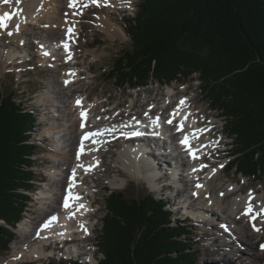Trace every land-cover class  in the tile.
<instances>
[{
    "label": "trees",
    "instance_id": "1",
    "mask_svg": "<svg viewBox=\"0 0 264 264\" xmlns=\"http://www.w3.org/2000/svg\"><path fill=\"white\" fill-rule=\"evenodd\" d=\"M123 24L132 48L108 78L138 88L197 75L234 140L229 169L264 181V0H144ZM15 96L0 83V256L10 251L36 181L37 116ZM106 209L97 264L197 263L200 252L186 243L192 230L173 224L166 202L109 190Z\"/></svg>",
    "mask_w": 264,
    "mask_h": 264
},
{
    "label": "bare ground",
    "instance_id": "2",
    "mask_svg": "<svg viewBox=\"0 0 264 264\" xmlns=\"http://www.w3.org/2000/svg\"><path fill=\"white\" fill-rule=\"evenodd\" d=\"M81 1L82 0H78V2ZM84 1L91 3V0ZM59 3V0H21L20 3H16V0H14L11 3L7 4L0 2V16H3L8 11L11 13V18L6 22V28H8L9 26L14 28V32L12 34L14 35L15 33L18 34L22 32L23 26L28 25L29 22L30 24L41 26L43 24L42 21L46 20L47 23L50 24V26H54L56 23L55 21H58L60 19V16L58 15V8L60 7ZM77 5L78 4H76L74 7H76ZM93 6H95V8L97 7L101 9L117 7L119 10H133V4L131 3V7H128L125 5L124 0H108L107 5H105L103 3V0H101L99 5L94 4ZM16 8H18L19 12L15 14ZM68 9L70 11L73 10L72 7H68ZM70 20L71 19H64V21H62L61 25L62 27H65L66 32H68L70 26H73L72 24H70ZM98 25L101 26L107 38L115 39V37H119L120 33H122V36L124 35V32L120 28V26L116 24H110L109 21L102 20ZM6 28H0V37L4 36V31ZM75 29L76 31H73L76 33V35H73L77 36V34H80L79 32L81 30L80 24L75 25ZM70 37L71 36H64L63 40L61 39L57 41V43L52 42L51 46L49 47L48 44H42L43 49L40 53L42 55V62L45 64H52L53 62L55 66L63 64H69L68 66H72V63H68V58H65L66 54L68 55L69 53L66 50L63 51L64 44L66 43L68 45L67 39H70ZM71 44L72 47H75V44L73 42ZM10 50L11 49H7V52H5L6 50H0V67L3 62L6 61V57L17 56V52L11 50L13 51V53H11ZM45 53H48V55H45ZM97 57L98 56H92V61H95ZM11 61L12 60H9L8 63H10ZM50 67L53 68V66ZM70 69H74L73 76H68L66 73ZM81 71L82 68L80 70L79 67L66 68L64 71L65 76L62 81H71L70 83H67V85H69L70 87L65 88L62 82L61 87L58 89V91H56V94L60 96L57 98L61 101L62 104H60L62 106H60L59 103H56V105H54V107H56V109H54V112L56 114H60L59 116L55 115V117H52V119L55 121L54 125H52L51 128H47L45 132L48 135L53 134L55 130L62 133V135L60 133H57L60 136V142H58L60 144H58V146H56L50 152L51 157H53L56 161L53 165V168L49 170L48 176L51 177V179L47 184H45V187H43L42 191L35 195L37 196L35 197V199H39L41 202V204L39 202L41 206L38 208V210L40 211L38 217L39 220L35 223L30 219L23 218L20 224H18L16 228V234L19 237L20 241L14 243L18 244V246L14 244L13 246L14 250L20 252V254L13 255L12 259H10V262H7L8 264H12L13 262L19 263L22 261H26L29 258H32V261L46 259L52 254V251L46 249V245H49V243H51L52 249L57 248V244L55 242L59 241V239H80L83 244H86V242H91L90 240H92L91 237L83 239L85 238L83 236V234H85L83 230L79 231L80 233L74 236L70 234L73 231L75 232L76 229H81V224H83L87 228L88 233L91 236H93L94 234L95 224L94 222H92L91 217L94 218L97 214L94 207V204L96 203V197H94L96 191L91 184H95L96 182L91 179L92 182L90 184H86V180L90 177H93V175L98 171V168L103 163V154L102 152L100 153L98 146L105 142L107 138H112V135L104 134L103 136H97L100 139V143H89L87 145L88 149L95 150L81 156V159L79 161L77 160V144H79V136L80 133H82L80 130L82 121L79 111L87 108L90 109V114L93 118L97 116L99 117L100 115L98 114L93 116L97 103L94 102L92 104V102L88 100L87 94L83 96H77L74 93H69L70 95L66 93L67 89H71L72 86H75V84L90 79L84 76L81 77ZM89 74L90 73H88L87 76H89ZM177 88L178 87L174 85L171 86V88H169L167 92L161 91L162 93H158L155 98L149 96L147 102L149 103L150 101H153L151 104H157V106L145 109V112L152 111V113H154L153 115L156 114L163 119L166 118V120H169L172 118L173 112L177 110V108H179L180 115L176 117V119L173 121V124H169L170 129L173 133L172 136L176 141H181L183 139V136L186 133H191L193 129H205V131H203L201 135L202 138L193 141V147L198 150V155L196 159L191 158L190 161L191 166L193 167L203 165L206 166L207 163L204 161V159H202L204 157V154L209 151L211 155L213 151L218 150L217 147L220 144V142L218 143L220 139L218 138L217 140H215L214 136L212 135L213 129L215 130V127L218 124L216 122L217 116L214 115L212 118V123H209L207 126H205L206 123L202 119L201 121H198L196 112H194V110H192V108L190 107V105L194 104L191 102L193 99L188 98L187 96H181L179 98V94L176 91ZM48 96H51L50 92L48 93ZM82 98L84 99L83 106H77L76 101ZM185 98L186 103L185 105L181 106L180 101ZM160 100L164 101L161 103ZM149 105L150 104H148L146 107H148ZM130 108H132V110H136L137 114H140L142 112L140 110H137L133 105ZM144 108L145 107L143 106L142 110ZM61 113H63V115H61ZM104 113L105 112H103V114ZM188 113H191V115L185 122L184 132H177L176 125ZM123 115L124 113L122 112L121 114L117 113L116 115H111L106 118L103 117L102 119H107L106 121L102 119L97 120L96 118H94L91 122V125L89 126V129H96V127H98V124L104 123L105 121L109 124H113V128L118 130V132H121L119 130L123 129L122 127L129 125L127 121L124 123L119 121L116 122ZM103 129H106V127ZM103 129L99 128L96 129V131ZM118 132L114 134V137H118ZM222 133H224V131H222ZM66 137L68 138L69 146L65 149L60 145ZM127 143L129 142H126V144ZM144 149L148 151L146 155L143 153ZM163 151L171 152L172 150L166 145L156 144L148 145L146 148L140 147L138 155H131L128 152L127 146V148H122L118 151L117 160H120L123 163L125 171L130 173V175L135 178L141 179L142 176H149L150 180L153 182H156L160 179V184H165L167 187L165 188L166 190L171 189L169 186H167L171 183L175 185H184L183 178L185 175H181L179 173V167L177 168L176 172H168L169 169H172L174 167L173 161H175L176 159L174 157L170 158L164 155L165 152L163 153ZM93 157H95V160L99 161V165L94 167L93 170L88 174H85L83 169L76 168V165L78 163L85 165L95 164V160L93 159ZM223 165L224 164L222 162L217 165L208 163L209 167L205 175L202 173L199 180L185 183V186L187 188L191 187V189L189 190L192 198L187 196L186 201L184 202V192L181 191L182 193H180V191H177L179 192V196L181 194L180 202L183 201L184 205H189L188 212L191 213L194 218H197V221H199L198 223H200L205 228V230H207V235H205L208 241L207 244L215 246L218 250L223 252V259L219 260L215 258L213 259V264H230V262L232 261L229 259V255H232L236 258L238 257V264H264V250L261 249V245H264V214L258 216V221L256 223L251 224L250 218L243 215L249 203H251L252 207L254 208V212H260L261 209H264V193L259 194L256 189L248 188L246 193L244 194L241 192L243 191L241 186L239 184L234 185V182H225L221 186H217L216 184L219 180V175L224 171ZM73 168H76V176L74 181L72 179ZM102 176L105 177V175ZM57 177L59 178L58 180ZM126 181L127 179L123 177H116L114 181L110 180V182H112V184L115 185V188L117 189L122 188L123 182ZM70 184H74V186L71 188V194L73 198L70 200L71 208L66 209L64 207V199L66 196H68ZM197 184L202 185V187H196ZM193 193H196L197 195H193ZM221 193H223V195H221ZM249 193L251 194V197L249 196ZM163 195H165V193ZM77 196L80 197L79 200L75 199V197ZM193 199H197V201L199 202L190 203L193 201ZM80 204L85 205V207L79 208ZM167 205H169V203ZM90 206L92 208H90ZM206 209H208L209 211ZM70 213H75L74 218H68ZM54 215H59L60 220H58L48 228L42 229L44 222ZM253 224H255L256 227L260 228L261 231H255V229L252 227ZM37 233H39V235H37ZM61 233H63V235H61ZM54 238L55 240H53ZM88 247H90V245H88ZM75 249H72V247L68 248L66 254H68L69 256L75 254ZM93 253L94 252L92 251V249H90L91 258L93 257ZM76 254L79 255V253Z\"/></svg>",
    "mask_w": 264,
    "mask_h": 264
},
{
    "label": "rangeland",
    "instance_id": "3",
    "mask_svg": "<svg viewBox=\"0 0 264 264\" xmlns=\"http://www.w3.org/2000/svg\"><path fill=\"white\" fill-rule=\"evenodd\" d=\"M143 1L144 0H131V3L133 2L134 4L133 10L125 11L123 9L119 10L117 7H110L111 9H101L97 7L95 8V6H93L94 4L82 0V2L79 4L78 9L70 11L68 9V7H70V0H59L61 10L59 7L58 15L60 16V19L58 21H55L56 23L54 26L56 28L54 26H50V24H48L46 20H43V24L41 26L27 23V27L23 26L22 32L18 34L15 33L11 36L7 35V32L11 31L13 33L14 28L9 26L5 29L4 36L0 37V50H6L5 52H7V49H11L14 52L18 53L15 57H6V61H4L1 65L0 83L7 92H15L16 100L18 102H24L26 109L33 111L34 114L37 115L41 120V122H39L37 126V129L34 130L32 138V140L37 144L38 150L37 156H35V167L33 168L35 170L36 181L35 186L31 191V195L35 196L36 194L40 193L43 187H45V184L49 182V180L51 179V177L48 176L49 170L53 168V165L56 161L53 157H51L50 152L52 149L58 146V144H60L58 143L60 142V136L59 134H57L60 132L55 130L51 135H48L45 132L47 128H51L52 125H54L55 121L52 119V117H55V115L59 116L60 114H56L54 112V109H56L54 105H56V103H61V101L57 98L60 96L56 94V91H58V89L62 85V80L65 76L64 71L66 68L79 67L80 70L82 68L81 77L84 76L90 78L88 80H84L75 84V86H72L71 89H67L66 93H74L77 96H83L87 94L88 100L92 102V104L94 102L97 103L94 114H100V119L102 116L101 112L103 113L106 110H108L109 113L112 112L111 115H116L120 111H124L123 113L126 115L128 109L132 107V105L140 111H142L143 106L145 107L143 111H145V109L154 107L155 104H151L153 101H150L149 103L147 102L149 96L155 98L161 91L167 92L169 88H171V86L175 85L178 87L176 91L179 94V98L181 96H187L188 98L193 99L191 102L194 104L191 105V108H193L194 112H196L198 121H201V119H207L205 125L207 126L209 123H212V118L214 115L219 118L216 120L218 124L216 125L213 134L215 140L220 138V134L222 133V131H224V136L226 133L225 137L228 136L229 133L226 130V122H223L224 120L221 118L219 111H215L211 108L210 104L207 101L206 95H204L201 89V84L198 80L197 75L194 76L192 80H188L186 82L174 81V83L170 85L163 84V86L153 81L149 83L147 87L134 89V91L133 89H129L128 86L119 88L114 81L108 78L111 68L115 65L116 60L126 50H130L132 48V41L125 33L123 36L121 35L122 33H120L119 37H115V39L107 38L101 26H99L98 24H100L102 20H106L109 21L110 24H116L120 26L121 29H123L124 18L135 17L138 12V8ZM83 4H88V7H82ZM64 19H74L71 23H73L74 26L78 23L81 27V30L79 32L80 34H77V36H75V39L77 40V43L75 45L76 49L74 52L76 61L71 62L72 66H68L69 64L55 66L53 62L52 64H45L42 62V55L40 54L41 50L43 49L42 44H48L49 47L51 46L52 42L57 43V41L61 39L63 40L66 29L65 27H62L61 24ZM13 51H11V53H13ZM20 56L25 57V59L21 58ZM92 56L98 57L97 59H95V61H92ZM9 60L12 61L8 63ZM23 60H25L24 62L26 63L24 65L21 64ZM50 66H53V68H51ZM87 72L90 73L89 76H87ZM49 92L51 93V96H48ZM163 101L164 100H160L161 103ZM61 104L60 106H62ZM148 104L150 105L146 107ZM61 115H63V113H61ZM97 117L94 118L97 119ZM60 134L62 135V133ZM66 139L67 142L64 143ZM227 140L230 144L232 143V139H230L229 136ZM64 141L60 146L66 149L69 146L68 138L66 137ZM123 145L124 144L122 143H116L115 145H113V147H111L109 151L103 152V164L92 177V179L96 182L95 184L93 183L91 185L95 188L96 194L94 195V197H96L97 202V205L95 207L97 214L94 218L91 217L92 222H94V224L96 225L94 236H91L92 240H90L92 241V243H97L99 241L100 232L102 229V221L107 212L106 206L109 190L124 192L125 196L129 199L137 198L145 194H154L143 180L141 181L140 178H135L130 175V173L126 172L123 167V163L120 160H117L118 150L124 148ZM228 149L231 150L232 146H230ZM223 156L224 154L214 153L208 156L206 161L208 160V162L220 164V162L227 163V161L232 159L231 156ZM102 175H105V177H103ZM116 177H123L127 179L126 182H123L122 188L117 189L115 188L116 186L113 185L112 182H110V180L114 181ZM86 182L87 184H90L92 182L91 178H88ZM225 182H234V185L239 184L243 190L241 192L244 194L246 193L248 188L256 189L259 194L264 193V181H257L252 177H244L238 174L236 169H232L229 172L227 170L224 173L222 172L216 185L221 186ZM175 190L176 188H174L173 191H165L168 203L170 201V205L168 206L173 209H176L174 208L177 207L175 205L179 204V202L181 201L180 197L179 199L176 197ZM173 192L175 194H173ZM177 193L179 194V192ZM154 195L155 197L160 196V194ZM36 200L40 202L39 199ZM175 200L176 204H172L175 203ZM180 203L184 204L183 201ZM40 204L30 202L24 219L27 218L35 223L38 222L40 213L38 208L41 206ZM183 217L184 216L181 213H179V215H175L173 224L175 226L181 224L179 223V219ZM0 223L3 222L0 221ZM185 226L192 230L190 232L192 236L186 241V243L192 244V250L200 252V256L197 259V264H213V259H223V252L218 250L215 246L207 244L208 241L205 236L207 235V230H205V228L200 223L191 221L190 223H186ZM18 241H20V239L16 234V238L11 244L10 251H4V253L1 254L0 264H4L7 261L10 262V259H12L13 255L20 254V252L14 250L13 246V244L17 243ZM14 245L18 246V244ZM93 245H90V248L93 252H95V250L97 249ZM73 248H77L78 251L84 250V248H82L80 245L78 247L77 245L72 246V249ZM66 249L67 248H65V250ZM72 256L73 259H78L83 262L87 260L86 256L81 253L79 255L72 254ZM68 257L69 255L66 253L57 252L55 254V259L53 260L58 262L59 259L66 260L65 258ZM99 258H101V256H99L98 258L96 257L97 262ZM229 259L232 261L230 262V264H238V257L236 258L232 255H229ZM32 260V258H29L26 261H22L19 263L13 262L12 264H44L49 262V260ZM97 262L93 261V264Z\"/></svg>",
    "mask_w": 264,
    "mask_h": 264
},
{
    "label": "snow or ice",
    "instance_id": "4",
    "mask_svg": "<svg viewBox=\"0 0 264 264\" xmlns=\"http://www.w3.org/2000/svg\"><path fill=\"white\" fill-rule=\"evenodd\" d=\"M0 2H3V3H11V0H0ZM21 0H16V3H20ZM78 2V0H70V3H69V6L70 7H74L75 4ZM101 2V0H91V3L92 4H96V5H99V3ZM125 2V5L128 6V7H131V0H124ZM103 3L105 5L108 4V0H103ZM82 7L84 8H87L88 7V4H83ZM11 18V14L10 13H5L3 16H0V28H6L7 27V24H6V21L8 19ZM17 30H18V27H17ZM69 33H71L73 31L72 28H70L69 30ZM13 33L11 31L7 32V35L11 36ZM64 48L65 50L67 51L68 50V45L65 43L64 44ZM45 55H48V53H45ZM69 59H71V55L69 54ZM69 75H73V73H69ZM71 81H65V84L67 83H70ZM77 103V106H80L82 107V101L81 100H77L76 101ZM186 103V98L185 99H182L180 101V105L183 106L185 105ZM145 115H147V113H145ZM180 115V109L177 108V110H175L172 114V118L167 120V123L168 124H173V121L176 119L177 116ZM191 115V113H188L187 115H185L179 122L178 124L176 125V131L177 132H184V125H185V122L188 120L189 116ZM80 116H81V125L80 127L83 129L85 127V121H86V118H87V114H86V111L82 109V111L80 112ZM97 119H100V117H97ZM159 122V118H157L155 121H153V123H158ZM109 131H115V128L109 130V129H103V130H97L95 132H85L84 135L82 136L81 140H80V147H79V150L76 154V158L77 160L79 161L81 159V156L83 155H86L88 152H91V151H94L95 149H86L85 147V141H91L93 144H96V143H100V141H97L95 139V137L97 136H103L106 132H109ZM203 131H205V129H193L191 131V133H186L184 136H183V139L180 141V143L182 145H184L185 149L187 150L188 154L190 156H192L193 159H196L197 156L195 154V150H194V147L191 143L192 140H197L200 138V135L203 133ZM122 135L125 137V138H132V137H138V136H141L143 135L142 132L140 131H131V132H125V133H122ZM154 135H159V133H154ZM93 159L95 160V157H93ZM99 165V161L98 160H95V164H88V165H85V164H81V163H78L76 165V168H81L84 170V173L85 174H88L90 171L93 170L94 167L98 166ZM222 167V166H221ZM76 168H73V181L75 180V176H76ZM74 186V184H70L69 185V191H68V196L65 197L64 199V207L66 209H70L71 208V204H70V200L73 198L72 197V194H71V188ZM196 187H202V185H199L197 184ZM193 195H197L196 193H193ZM221 195H223V193H221ZM249 196L251 197V194L249 193ZM75 199L79 200L80 197H75ZM85 205L83 204H80L79 205V208H84ZM261 214H264V209H261L260 212H254L253 210V207L251 205V203H249L247 205V208L245 210V212L243 213V215L245 217H248L250 218L251 220L255 221L257 219L258 216H260ZM75 216V213H70L69 214V219H72L74 218ZM56 218L55 217H52L51 220H55ZM50 223L51 221H47L43 224L42 226V229H46L50 226ZM81 229L85 232V234H88V230L87 228L81 224L80 225ZM252 227L255 229V231L257 232H260L261 229L256 227L255 224L252 225ZM227 230V229H226ZM37 235H39V233H37ZM61 235H63V233H61ZM261 249L264 250V245H261Z\"/></svg>",
    "mask_w": 264,
    "mask_h": 264
}]
</instances>
